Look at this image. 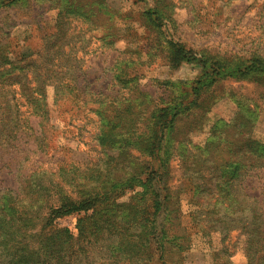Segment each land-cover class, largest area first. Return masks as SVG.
Returning a JSON list of instances; mask_svg holds the SVG:
<instances>
[{"label": "rangeland", "instance_id": "374dc122", "mask_svg": "<svg viewBox=\"0 0 264 264\" xmlns=\"http://www.w3.org/2000/svg\"><path fill=\"white\" fill-rule=\"evenodd\" d=\"M150 3L0 4V204L8 194L21 219L34 217L28 234L46 231V219L49 229L67 228L73 264H119L106 261L127 253L121 235L144 230L146 217L140 221L136 202L130 203L136 193L152 215L147 248L130 264H264V0H158L164 17L155 28L143 21ZM170 43L197 58L174 64ZM51 76L77 77L82 100L72 106L64 90L56 101L52 86L42 98L25 92L28 81L32 86ZM140 93L148 95L145 113L110 147L100 145V117ZM17 107L26 109L20 118L27 123L15 132ZM160 113L167 123L153 156L144 150L145 138ZM37 146L44 148L43 159L72 163L77 185L92 179L99 186L109 176H133L114 168L118 148L125 146L161 174L165 209L154 218L151 206L162 192L153 194L149 186L123 188L115 202L110 189L97 190L96 208L105 210L79 235L83 213L52 212L65 203L59 196H69V185L52 184L43 196L26 180Z\"/></svg>", "mask_w": 264, "mask_h": 264}, {"label": "trees", "instance_id": "16d2710c", "mask_svg": "<svg viewBox=\"0 0 264 264\" xmlns=\"http://www.w3.org/2000/svg\"><path fill=\"white\" fill-rule=\"evenodd\" d=\"M17 1L18 0H0V4L13 5ZM157 3L158 0H152L150 7L143 15V21L145 24L154 28L161 24L164 17L162 16L163 14L159 8V4ZM170 45L172 47L171 56L174 64H180L182 61L192 62L197 58L196 54L185 49L182 45L171 43ZM54 65L59 66V61L54 62ZM114 77L121 80L122 74H115ZM77 80L78 78L75 76L68 77V79L51 76L45 80H40V82L34 80L32 86L29 85L28 81L25 92L32 95L38 92L37 95L39 98H42L44 97L45 87L52 86L56 101H61V99L66 96L64 92V90H66L67 92H70L68 95L73 97L70 104L74 106L75 103L77 104L82 100L79 91L80 89L76 86ZM197 91L198 88L195 90L194 94H196ZM21 95H19L18 98L22 97ZM147 96L148 95L145 93L136 94L131 100L121 106L120 109L113 112V114L107 119L100 117L99 123L101 126L97 135L100 145L110 147L114 143V140L112 139L114 136L129 132L128 128L132 122L140 119L142 114L145 113L144 109L141 108V105L147 100ZM24 100H30L31 105L36 102L35 99L31 100L25 98ZM42 103L45 106L44 112H47L44 98ZM18 105L26 107L23 103H18L17 106ZM25 112L26 109L18 110V107L15 109V118L20 121L18 124L14 125L15 132L21 128L25 122L27 123L25 117L22 119L20 118ZM160 114L161 115L158 116V120L151 129V136L145 138L147 142L145 143L144 150L153 156L158 155L159 141L162 138L163 129L166 128L167 123L163 114ZM43 149L44 148L37 146V150L33 152V154H36V157H34L35 159L32 161V164H30L32 169L29 178H26V180L32 182L31 184L35 187L34 190L43 196L51 192L52 184L61 187L62 182H65L69 185L71 190H69V188H64L67 190L69 196H59L61 201L66 199L64 203L65 205L61 204L58 208L52 209V212H60L61 215L83 213L77 220L79 235L86 233L92 227L91 221L94 219V216L101 214L105 210L102 208H96V198L100 194L97 193V190H105L106 188L110 189L109 197L115 202L117 197H120L125 192L123 188L131 189L136 185L149 186L153 188V190L151 189L152 193L153 191H155V193L162 192L160 195L161 200H158V204L155 202L151 206L152 210L154 209L153 215H155V213L158 214L161 209H165L166 202L161 174L152 169L151 166L147 167L148 163L146 161L142 163L136 161L131 157L130 152L125 146L118 148L117 158L120 160L115 163L114 168L116 171H123L126 174L132 172L133 176L125 179H118L109 176L102 182L101 186L95 184L92 179L82 180L81 183L77 185V168H73L72 163L66 165L65 162H59V160L53 161V157L43 159ZM120 155L124 156L121 158ZM118 164H120V166H117ZM128 170L130 172H126ZM47 173L50 176H56L60 182L56 178L54 180L51 179V177H48L47 180H45L43 176ZM99 178H101V173L93 179L98 180ZM45 181H48V183ZM134 196H131L130 203L133 200L136 202V204L132 206H135L139 212L140 221L146 217L144 223L140 225L144 230H141L137 236L131 234L121 235L122 238L120 245L123 247L128 246L127 253L124 255L121 252L114 255L112 259L108 258L107 261L105 260L108 263L118 261L119 264H130V260L133 261L138 252L147 248L146 241H148V239L145 235L150 230L149 223H151V221L149 218L152 214L147 212L149 211L148 206L146 204L143 205L142 203L144 201L143 194L136 193ZM229 196L230 195H228L227 200L229 199ZM4 197H8V199L6 202L4 198L3 202L0 204V264H73V238L67 228L49 229V220L51 219H46L44 224L47 228L46 231L45 228L42 227V232L38 235L28 234V229L33 227L34 217L21 219L12 206L10 200L11 196L5 194ZM104 199L106 200L107 196H105ZM134 211L135 214L132 213V215H136L137 211ZM154 218H156V215ZM158 232L160 235H165L162 226H160ZM32 236L36 237V239H31ZM61 252H64L62 257L60 256Z\"/></svg>", "mask_w": 264, "mask_h": 264}]
</instances>
